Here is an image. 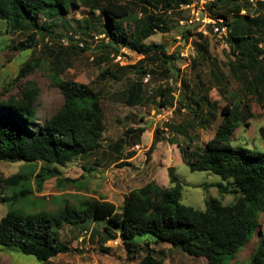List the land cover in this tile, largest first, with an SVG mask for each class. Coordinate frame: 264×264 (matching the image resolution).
Listing matches in <instances>:
<instances>
[{
    "label": "trees",
    "instance_id": "trees-1",
    "mask_svg": "<svg viewBox=\"0 0 264 264\" xmlns=\"http://www.w3.org/2000/svg\"><path fill=\"white\" fill-rule=\"evenodd\" d=\"M133 1L141 4L145 17L141 21L135 19L132 34L126 24L134 16L128 4L120 3L119 0H82V4L85 7H100L106 16L108 39L102 41L105 42L103 47L108 52L107 57L120 56L123 48L143 57L137 63L140 64L139 68L137 64L123 66L118 67V72L125 73L134 69L137 73H148L147 70L152 72V69L143 67L148 61L161 68L164 77L169 78L175 69V61L166 57L167 47L162 43L147 44L146 41L157 32L170 31L165 25L164 15L169 16L172 11L184 12L180 10L181 5L192 2ZM262 2L260 7L264 9V0ZM247 4L248 0H213L207 9L212 16L229 19L230 32L225 42L235 56L234 62H237L236 66L231 65V70H258L254 81L250 82L252 93L258 96L261 93L258 85L264 87V13L258 12L256 17L242 14L244 8H248ZM70 7L79 5L76 0H0V38L4 26L11 34L25 36L12 46L13 50L20 53L33 51L46 40V45H53L47 38L54 34L58 18L67 13ZM224 8L227 13L216 12V9ZM152 9L159 14L151 13ZM232 10L235 13H231ZM182 27V39L187 42L197 34L198 51L202 52L199 54L203 60L210 58L205 47L208 37L195 33V27L194 31L190 29L193 26ZM72 36L70 33L69 39L76 42ZM77 46L73 49L85 51ZM181 50L179 47L177 52ZM104 57L98 56L100 60ZM41 67L40 60H27L11 85L15 87ZM51 71V84L63 96V103L43 124L38 126L37 100L40 89L34 82H27L17 96L0 98V161L23 162L29 167L28 172L22 171L8 178L0 177L1 191L7 189L4 201L11 206L19 205L21 209L11 210L0 219V246L18 248L22 254L48 263L59 255L74 251L61 239L60 231L64 226L84 228L91 222H104L105 242L121 238L129 261L134 259L130 254L137 249L130 242L136 237L152 235L156 244L168 243L190 257L205 258L207 264H231L247 246L252 245L248 264H264V153L235 148L230 144L238 128L234 113L240 110L239 106L224 107L222 122L214 136L202 147L193 148V140L186 147L172 139L169 141L178 146L182 162L191 171L211 172L219 176L222 182L217 185L218 192L222 198L233 196L232 204L223 205L217 199H210L205 201V209L202 211L185 206L182 204V184L176 177L175 183L167 188L151 181L129 192L124 196L121 210L105 198L89 197L78 205L65 204L56 213L24 214L22 204L35 197L32 178L39 192L44 182L53 178H57L59 188H63V185L78 187L79 181L62 178L59 168L66 167L76 158L89 157L103 147L106 117L102 94L89 85L62 79V66ZM108 72H102L101 76L105 77ZM153 74L161 75L155 71ZM175 85L163 84L160 87L157 94L161 99V107L173 105L171 96ZM144 86L142 81L130 84L127 90L128 105L136 106L144 101ZM244 106L246 112H249V105ZM213 110L214 106L208 95H205L198 101L197 109L192 111L194 117L191 123L180 124L172 127V130L189 138V129L195 130L199 125L206 127L217 120ZM242 120L246 122L248 119L242 116ZM145 131V128L128 129V133L138 134V141ZM260 132L264 137L263 128ZM155 135L146 152L147 162L161 142L159 129ZM121 149L124 150V145H121ZM121 164L129 165L124 161ZM146 246V252L138 264H166L163 258L156 256L149 242Z\"/></svg>",
    "mask_w": 264,
    "mask_h": 264
},
{
    "label": "rangeland",
    "instance_id": "rangeland-1",
    "mask_svg": "<svg viewBox=\"0 0 264 264\" xmlns=\"http://www.w3.org/2000/svg\"><path fill=\"white\" fill-rule=\"evenodd\" d=\"M76 1L79 7H70L67 13L59 17L54 34L48 36L47 39L53 45L49 43L46 45L48 41L46 40L35 47L33 51L20 53L13 50L12 46L24 39L25 36L11 34L1 25L3 33L0 38V98L8 99L11 95L17 96L27 82H34L40 89L37 100L38 126L43 124L57 112L63 103V96L51 84L50 79L53 73L51 70L62 66L64 68L62 79L89 85L93 90L102 94V106L106 117L103 145L121 142L123 143L121 145L127 148L126 154H130L133 152L129 151L130 148L140 144V140L137 139V133H128V129L145 128L147 130L144 135L145 145L151 139V134L154 139L156 130L159 129L161 132L160 141L169 146V153H162L163 158L161 159L169 160V168L175 169V175L182 184V204L198 211L204 210L205 201L210 199H217L223 205L232 204L233 196L226 195L222 198L218 192L217 185L222 182L221 178L211 172L191 171L179 157L178 146L170 144L169 141L172 139L186 147L190 140H193V148L202 147L214 136L218 125L222 122L224 107L226 105L239 106L240 110L234 113L238 128L230 144L235 148L264 153V137L260 132L262 128L264 129V87L261 84L258 85L261 93L257 96L252 93V84H250L254 81L258 70L254 72L249 69H244L242 72L232 71L231 65L236 66L237 63L234 62L235 56L226 46L227 44L213 34L207 35L208 41L205 44L210 58L203 60L202 55L199 54L202 52L198 51L197 34L189 38L187 42L182 39L181 32L184 28L179 22L188 18L190 13L172 11L169 16L162 15L165 25L170 31L168 33L157 32L146 41L147 44L162 43L167 47L166 57L175 61V69L169 78L164 77L161 68L155 67L148 61L143 64V67L152 69V72L147 70L148 73H137L134 69L120 73L117 71L118 67L135 65L143 57L125 48L121 50L120 56L107 57L108 52L103 47L105 42L102 41L104 38L108 39L105 30L107 20L105 14L99 9L100 7H85L82 0ZM262 1L248 0V8H244L242 14L248 13L250 16L256 17L258 12L264 13V9L260 7ZM119 2L128 4L133 10V18L126 21L130 34H132L135 19L141 21L145 17L141 4L133 0H119ZM225 10V8L216 9V12L227 13ZM151 13L159 14L154 9L151 10ZM231 13H235V11L232 10ZM41 20L43 21V19ZM194 27L190 29L194 31L196 28L195 33H200L198 28ZM70 33L73 34V38L74 36L78 38V42L85 49L84 52L73 49L78 42H72L69 39ZM101 36L104 38H100ZM65 40L72 42L70 47L62 43ZM179 47L182 49L180 53L177 52ZM101 55L105 56L102 60L98 58ZM33 58L40 60L42 67L13 87L11 82L17 77L21 66ZM137 65L139 68L140 64ZM106 70L109 71L108 74L105 77L101 76V73ZM153 71L161 75H154ZM148 76L150 80L145 83L144 80ZM134 81H142L145 85L144 101L132 107L127 104V90ZM173 83L176 84L171 96L173 105L163 108L160 106L161 99L157 93L163 84L169 86ZM205 95H208L214 106L213 111L217 120L206 127L199 125L195 130L189 129V138L173 131L172 127L191 123L194 117L192 111L197 109L198 101ZM246 104L250 107L249 112L244 109ZM242 107L243 111H241ZM205 108L207 109V107ZM141 115H144L142 117H145L147 121L143 122L140 119ZM242 116L248 120L243 121ZM167 124L171 126L168 127ZM160 150L163 151V146ZM140 155V158L136 160V165L141 166L146 163L143 160L146 159V152L140 153ZM98 157L108 160L107 148L96 158ZM94 158H90L91 161ZM122 161L129 165L122 166ZM28 170V165L23 162L0 161L1 178H8L22 171L28 172ZM59 170L62 178L78 180V187L63 185V188H59L57 178H53L44 182L42 190L39 192L32 176L31 184L35 189V197L30 202L22 204L25 209L24 214L56 213L65 204L78 205L89 197L105 198L114 203L118 210H121L123 196L135 188L134 185H129L127 179H130L139 169L127 161L125 151H123L122 155L117 156L116 160L107 166L86 164V161L79 157ZM165 174L168 175V171ZM141 183L139 182V185ZM1 190L0 188V219L11 210H21L19 205L11 206L6 203L4 197L7 196V189L5 192ZM262 225L264 226V215L262 216ZM104 233V222H91L84 228L66 225L60 231V236L64 242L69 243V246L71 244L75 247L73 252L68 253L69 255H60L53 258L51 262L44 263L33 256L22 254L18 248L0 246V264H138L139 259L146 252L148 242L156 256L163 258L166 264H207L205 258L190 257L168 243L156 244L152 235L136 237L130 242L134 247H137V251L133 250L130 256H133L134 259L129 261L121 238L119 240L122 242V246L120 243L113 242L108 247L105 246ZM252 248V245L247 246L231 264H248Z\"/></svg>",
    "mask_w": 264,
    "mask_h": 264
},
{
    "label": "crops",
    "instance_id": "crops-1",
    "mask_svg": "<svg viewBox=\"0 0 264 264\" xmlns=\"http://www.w3.org/2000/svg\"><path fill=\"white\" fill-rule=\"evenodd\" d=\"M132 107H135V106H132ZM142 116H144V115H141L140 119L143 120V122L147 121L146 118L145 117L143 118ZM146 131L141 136L140 144H137V145L130 148L129 151H133L130 154H126L127 153L126 146H124V150H122L120 143H110L107 145H103L102 149L99 150L97 153H95L89 157H84L82 159H84L86 161V164H91V165L95 164L97 166L103 167V166L109 165L110 163H113L116 160V157L122 155V152L125 151V156L127 157V161L131 162L133 164V166H136L137 169H139L135 174H133L131 176L130 179H127L129 182V185L135 186V188H133L131 191L142 188L144 185H146L147 183H149L151 181H156L160 186L167 188V187L171 186L172 184H171V181L169 183V176L165 174V172L168 171V168H169V160L161 159V158H163L162 153H169V146L164 145V142H160L157 145L155 151L151 154L150 161L147 162L146 159H143V160H145L144 162H146L145 164H143L141 166L136 165V162H137L136 160L138 158H140V156H141L140 153L147 152L148 149L150 148L151 144H152V141H153V138H152L153 135L151 134V139L148 141V144L147 145L144 144V135H145ZM136 146H140V149L136 150V148H135ZM161 146H163V151L160 150ZM105 148H107V151H108V157H109L108 160L99 159V157L96 158L100 153L104 152ZM178 155L181 158L180 151H179ZM93 157H95V158L93 161H91L90 158H93ZM88 159H90V160H88ZM109 159H110V161H109ZM181 160H182V158H181ZM108 161L110 162L109 164H108ZM88 166L90 167V165H88ZM164 175H165V178H164ZM139 182H142V183L139 185ZM123 200H124V196H123ZM123 200L121 203L122 205H123ZM107 201H109V200H107ZM113 242L120 243V245L122 246V242L119 240V238L115 241L107 242L105 246L110 247V244ZM70 247L72 249L75 248L74 245H71V244H70ZM63 255H69V254H63Z\"/></svg>",
    "mask_w": 264,
    "mask_h": 264
},
{
    "label": "built area",
    "instance_id": "built-area-1",
    "mask_svg": "<svg viewBox=\"0 0 264 264\" xmlns=\"http://www.w3.org/2000/svg\"><path fill=\"white\" fill-rule=\"evenodd\" d=\"M191 4L181 5L180 10L187 11L190 13L188 18L180 21V25L182 26H195L198 28L200 33L207 37L209 34H213L217 36L218 39L223 40L226 43V39L229 36L230 28H229V19L226 20L222 17L212 16L208 9L207 5L213 2V0H191ZM104 38V37H100ZM76 42H78V38L74 36ZM65 46H71V42L69 40L62 41ZM78 46L83 48L79 42ZM228 47V45H226ZM150 80V77H146L144 82L147 83ZM136 150L140 149V146L135 147ZM84 239V238H82ZM80 239V241H82Z\"/></svg>",
    "mask_w": 264,
    "mask_h": 264
},
{
    "label": "water",
    "instance_id": "water-1",
    "mask_svg": "<svg viewBox=\"0 0 264 264\" xmlns=\"http://www.w3.org/2000/svg\"><path fill=\"white\" fill-rule=\"evenodd\" d=\"M168 175L171 181V184H174L176 181L175 169L173 167L168 168Z\"/></svg>",
    "mask_w": 264,
    "mask_h": 264
}]
</instances>
